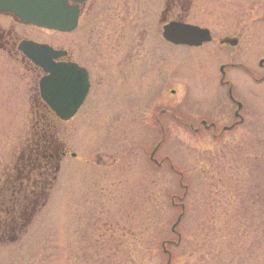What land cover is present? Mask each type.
<instances>
[{"label":"rangeland","instance_id":"rangeland-1","mask_svg":"<svg viewBox=\"0 0 264 264\" xmlns=\"http://www.w3.org/2000/svg\"><path fill=\"white\" fill-rule=\"evenodd\" d=\"M27 33L54 48L73 40V34ZM175 51L170 78L165 76L174 95L162 89L160 98L180 105L178 111L193 110L198 119L209 105L222 104L224 90L216 76L204 74L199 55L189 63L185 56L192 50ZM5 63L10 74L0 79V170L32 122L29 81L19 65ZM232 83L235 96L249 103L250 125L222 138L216 137L222 124L215 137L203 129L193 135L172 122L151 127L153 111L133 105L139 100L131 88L127 111L115 106L118 99L107 96L104 86L98 88L104 92L97 90L95 108L58 128L67 153L47 203L26 234L0 244V264H165L161 243L176 245L178 237L175 253L165 247L176 264H264V83ZM223 96L221 108L231 120L235 107ZM210 117L218 118L215 111ZM160 141L157 169L149 156ZM181 205L184 215L173 235ZM214 225L216 236L208 232ZM202 233L206 254L196 246ZM214 238L223 255L219 263L212 259L216 250H209Z\"/></svg>","mask_w":264,"mask_h":264},{"label":"flooded vegetation","instance_id":"flooded-vegetation-1","mask_svg":"<svg viewBox=\"0 0 264 264\" xmlns=\"http://www.w3.org/2000/svg\"><path fill=\"white\" fill-rule=\"evenodd\" d=\"M67 5L76 9L75 28L72 32L57 34H73V40L69 46L55 48L60 55L54 63L60 71L67 68L78 76L82 71L87 78V94L78 112L95 108L97 90L102 86L107 96L118 99L119 104L115 106L127 111V94L131 88V95H137L139 100L133 105L140 106L141 112L144 105L153 111L149 118L151 127H169L172 122L174 126L188 128L212 126L217 131L222 124V131L216 136L219 138L250 125L245 117L250 113L249 103L235 96L232 81L264 83V0H77ZM171 24L202 30L207 40L199 47L173 45L162 38L164 28ZM27 32L45 36L49 33L24 25L10 14L0 13V61L23 68V79L29 81L26 110L49 111L39 92V81L45 74L19 51L22 42L49 43L32 38ZM176 48L193 51L185 56L189 63L193 54L199 55L204 74L216 76L224 90L219 95L222 104L209 105V110L202 115L204 118L194 119L199 116L191 117L190 112L195 114L193 110L178 111L180 105L172 107L171 101L164 96L160 98L162 89L164 94L174 95L165 76L168 73L170 78ZM4 62H0V79L10 74ZM224 94L235 107L231 120L221 108ZM213 111L218 118L210 117ZM61 143L60 155L65 157L67 151Z\"/></svg>","mask_w":264,"mask_h":264},{"label":"trees","instance_id":"trees-1","mask_svg":"<svg viewBox=\"0 0 264 264\" xmlns=\"http://www.w3.org/2000/svg\"><path fill=\"white\" fill-rule=\"evenodd\" d=\"M31 121L20 150L15 151L3 166V172L0 171V244L12 245L26 234L31 221L46 205L57 175L58 121L49 111L32 112ZM6 173L10 175L5 177ZM208 232H215L216 236L219 229L214 225ZM205 236L202 233L200 244L196 246L206 254ZM212 245L209 250H216L212 259L219 263L223 256L220 244L215 239ZM179 246L170 248L175 253ZM175 256H171L170 264H176ZM201 260L203 257L198 261Z\"/></svg>","mask_w":264,"mask_h":264},{"label":"water","instance_id":"water-1","mask_svg":"<svg viewBox=\"0 0 264 264\" xmlns=\"http://www.w3.org/2000/svg\"><path fill=\"white\" fill-rule=\"evenodd\" d=\"M68 1L77 2V0H0V13L14 15L26 25L70 32L75 28L77 12L75 8L67 5ZM204 33L190 26L171 24L164 28L162 37L174 45L198 47L206 41ZM19 50L48 75L39 85L42 100L58 119L70 120L87 94L88 82L84 73L81 71L78 76L67 68L60 71L52 62L60 53L47 46L26 42L20 44ZM157 148L158 146L154 152ZM180 218L181 216L173 225L172 231Z\"/></svg>","mask_w":264,"mask_h":264}]
</instances>
